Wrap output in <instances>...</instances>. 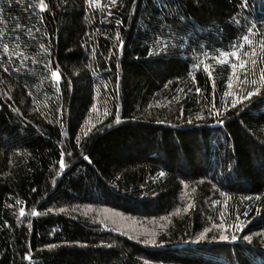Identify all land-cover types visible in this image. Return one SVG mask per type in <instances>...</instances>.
<instances>
[{
    "label": "trees",
    "instance_id": "obj_1",
    "mask_svg": "<svg viewBox=\"0 0 264 264\" xmlns=\"http://www.w3.org/2000/svg\"><path fill=\"white\" fill-rule=\"evenodd\" d=\"M0 264H264V0H0Z\"/></svg>",
    "mask_w": 264,
    "mask_h": 264
},
{
    "label": "snow or ice",
    "instance_id": "obj_2",
    "mask_svg": "<svg viewBox=\"0 0 264 264\" xmlns=\"http://www.w3.org/2000/svg\"><path fill=\"white\" fill-rule=\"evenodd\" d=\"M113 2H114V0H113ZM45 7H46V5H44L43 3H41V5H40L41 10H44ZM116 23L119 24L120 21L117 20ZM245 39H247V37H245ZM157 50H159V49H157ZM246 55H247V54H246ZM237 58H239V57H237ZM241 67H243V65H241ZM206 70H207V69H206ZM52 76H53V77H57V79L59 78L58 75H57V72H55V71L52 72ZM248 95H249V96H252L253 93L250 92ZM85 158L87 159V157H85ZM61 167H64V163H63V161H61ZM161 175H163V173H161ZM21 214L23 215V211H21ZM32 215H36V213H35V212H32ZM238 230H239V229H238ZM231 238H232V239H236L235 236H233V237H231ZM220 239H221V240H227L228 237L222 234V235L220 236ZM244 239H245V240H248L249 237H248V236H245ZM49 247H52V245H49Z\"/></svg>",
    "mask_w": 264,
    "mask_h": 264
},
{
    "label": "rangeland",
    "instance_id": "obj_3",
    "mask_svg": "<svg viewBox=\"0 0 264 264\" xmlns=\"http://www.w3.org/2000/svg\"><path fill=\"white\" fill-rule=\"evenodd\" d=\"M120 225H122V224H120ZM123 226H125V227H126V225H123Z\"/></svg>",
    "mask_w": 264,
    "mask_h": 264
}]
</instances>
